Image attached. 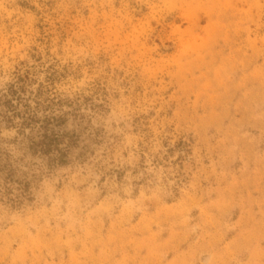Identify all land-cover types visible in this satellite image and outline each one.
I'll return each instance as SVG.
<instances>
[{
	"label": "rangeland",
	"instance_id": "1",
	"mask_svg": "<svg viewBox=\"0 0 264 264\" xmlns=\"http://www.w3.org/2000/svg\"><path fill=\"white\" fill-rule=\"evenodd\" d=\"M0 264H264V0H0Z\"/></svg>",
	"mask_w": 264,
	"mask_h": 264
},
{
	"label": "trees",
	"instance_id": "2",
	"mask_svg": "<svg viewBox=\"0 0 264 264\" xmlns=\"http://www.w3.org/2000/svg\"><path fill=\"white\" fill-rule=\"evenodd\" d=\"M24 81L25 80H24L23 77H18V83L17 84H12L11 86H9L8 90H6V95L8 97H10V98H15L17 100H21L22 99L21 95L25 91L24 84H22V82L24 83ZM8 103H9V106H10L11 101H8ZM11 108H14V107H11ZM44 150L45 151H49V148L48 149H44Z\"/></svg>",
	"mask_w": 264,
	"mask_h": 264
}]
</instances>
